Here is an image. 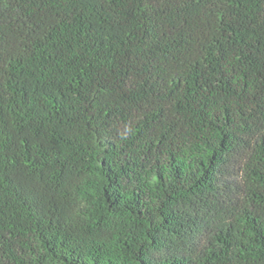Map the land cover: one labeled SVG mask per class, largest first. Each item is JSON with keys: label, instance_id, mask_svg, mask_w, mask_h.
I'll list each match as a JSON object with an SVG mask.
<instances>
[{"label": "trees", "instance_id": "trees-1", "mask_svg": "<svg viewBox=\"0 0 264 264\" xmlns=\"http://www.w3.org/2000/svg\"><path fill=\"white\" fill-rule=\"evenodd\" d=\"M0 264H264V0H0Z\"/></svg>", "mask_w": 264, "mask_h": 264}]
</instances>
